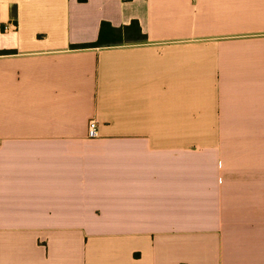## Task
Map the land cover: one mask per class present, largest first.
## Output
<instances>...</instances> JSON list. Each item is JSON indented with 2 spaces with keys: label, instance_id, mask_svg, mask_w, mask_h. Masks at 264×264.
<instances>
[{
  "label": "crops",
  "instance_id": "0c3cea01",
  "mask_svg": "<svg viewBox=\"0 0 264 264\" xmlns=\"http://www.w3.org/2000/svg\"><path fill=\"white\" fill-rule=\"evenodd\" d=\"M0 264H264V0H0Z\"/></svg>",
  "mask_w": 264,
  "mask_h": 264
},
{
  "label": "trees",
  "instance_id": "16d2710c",
  "mask_svg": "<svg viewBox=\"0 0 264 264\" xmlns=\"http://www.w3.org/2000/svg\"><path fill=\"white\" fill-rule=\"evenodd\" d=\"M81 3L87 0H78ZM147 36L142 32L140 23L137 20L132 21L129 25L119 28L111 27L108 23H103L99 39L94 43H88L82 47H100L106 45H122L125 43L144 42Z\"/></svg>",
  "mask_w": 264,
  "mask_h": 264
},
{
  "label": "built area",
  "instance_id": "2783aa9c",
  "mask_svg": "<svg viewBox=\"0 0 264 264\" xmlns=\"http://www.w3.org/2000/svg\"><path fill=\"white\" fill-rule=\"evenodd\" d=\"M88 136L90 138H96L98 136V122L94 119L89 122Z\"/></svg>",
  "mask_w": 264,
  "mask_h": 264
}]
</instances>
